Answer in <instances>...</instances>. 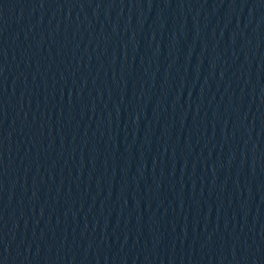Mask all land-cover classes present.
<instances>
[{
  "label": "water",
  "instance_id": "water-1",
  "mask_svg": "<svg viewBox=\"0 0 264 264\" xmlns=\"http://www.w3.org/2000/svg\"><path fill=\"white\" fill-rule=\"evenodd\" d=\"M0 264H264V0H0Z\"/></svg>",
  "mask_w": 264,
  "mask_h": 264
}]
</instances>
